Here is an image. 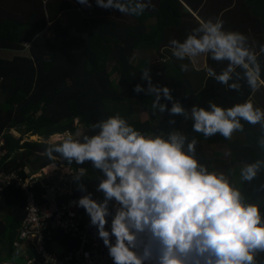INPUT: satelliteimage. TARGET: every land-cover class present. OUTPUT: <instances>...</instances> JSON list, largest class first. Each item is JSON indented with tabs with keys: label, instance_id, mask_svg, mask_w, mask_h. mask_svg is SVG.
Returning <instances> with one entry per match:
<instances>
[{
	"label": "clouds",
	"instance_id": "1",
	"mask_svg": "<svg viewBox=\"0 0 264 264\" xmlns=\"http://www.w3.org/2000/svg\"><path fill=\"white\" fill-rule=\"evenodd\" d=\"M79 3L91 7L88 0ZM96 5L130 16L154 7L151 0H96ZM169 44L177 60L206 56L226 61L221 72L206 67V74L229 89L239 91L241 80L252 92L264 87L257 53L248 38L224 30L222 20L201 21L183 41L173 38ZM259 51L264 53V45ZM151 60L156 65L166 61ZM180 69L187 72L189 65L182 63ZM141 79L147 87L137 84L134 91L154 97V113L167 111L170 117L191 120L193 131L206 138L219 134L231 140L233 133L244 131L241 121L259 124L261 135L256 143L264 149V110L251 101L227 108L209 101L207 109L193 105L189 110L173 99L167 86L152 83L148 68L141 72ZM162 97L172 101L170 108L161 102ZM168 123L175 125L176 120ZM91 128L94 133L82 137L57 134L45 154L51 160L59 154L68 164L90 162L101 173L96 190L103 193V200L88 193L78 199L77 206L89 215L114 264H257V253L264 252V215L228 176L199 162L195 137L189 139L178 130L169 131L166 137L146 135L119 115L99 120ZM261 169L264 159L243 163L241 181H253ZM83 172H75L74 178L79 181ZM79 189L85 191L84 185L79 184ZM109 202L116 206L110 231L105 228Z\"/></svg>",
	"mask_w": 264,
	"mask_h": 264
},
{
	"label": "trees",
	"instance_id": "2",
	"mask_svg": "<svg viewBox=\"0 0 264 264\" xmlns=\"http://www.w3.org/2000/svg\"><path fill=\"white\" fill-rule=\"evenodd\" d=\"M20 1L23 2L21 18L0 13V50L26 52L24 56L0 59V138L4 152L0 169L3 171L14 170L21 177H27L23 173L25 168L37 173L54 163L68 166L74 173L83 169L82 178L79 181L74 178V195L80 198L91 193L92 196L101 176L99 170L90 162L68 164L59 154L56 160H51L45 154L51 143L45 141L66 132L74 136L78 129L76 120L85 128L79 137L91 135L95 131L91 128L93 123L114 115L146 135L166 137L169 131L178 130L189 139L195 137V155L210 171L219 169L227 175L237 164L264 159V149L256 143L261 135L258 124L241 121L244 124L242 142L226 140L219 134L206 138L193 131L191 120L170 117L167 111L154 113L151 108L154 97L134 91L137 84L147 87L141 72L148 68L152 83L167 86L173 99L186 109L190 110L193 105L208 108L206 95H197L198 87L178 93L177 87L168 83L171 80L164 77L166 73L171 77L166 69L168 64L162 65L166 61L157 65L154 60L134 62V52L138 49L161 55L162 35L179 25L184 15L180 0H151L154 7L142 15L124 14L123 18L106 15L119 10L98 7L96 0H88L91 7L79 0ZM2 5L7 7L0 2V9ZM71 12L75 15L71 16ZM69 18L71 22L66 23ZM259 49L254 51L257 53ZM171 70L172 77L179 75L182 80H191L192 74L170 65ZM161 102L171 107L172 101L162 97ZM143 111L147 112L144 121L140 119ZM133 114L137 115L136 119L132 118ZM169 119H175L176 124H169ZM10 129L18 137L10 135ZM24 135L37 136L43 141H22ZM222 144L230 150L231 161L225 163L215 156L210 160L205 150ZM79 184L84 185L85 191L79 189ZM238 188L246 199L259 205L264 215V169L253 181L243 182ZM36 190L41 191L39 185ZM23 216L24 195L10 185L0 193V248L5 246L4 254L0 253V264H34L28 263L34 251L27 250L21 255L18 252L21 246L12 243ZM75 245L74 238L57 230L48 248L62 256ZM255 259L257 264H264V252L257 253Z\"/></svg>",
	"mask_w": 264,
	"mask_h": 264
},
{
	"label": "built area",
	"instance_id": "3",
	"mask_svg": "<svg viewBox=\"0 0 264 264\" xmlns=\"http://www.w3.org/2000/svg\"><path fill=\"white\" fill-rule=\"evenodd\" d=\"M2 145L3 140L0 138V158L4 154ZM23 173L27 177H21L14 170L8 172L0 169V193L13 185L24 195V216L13 245L34 251L32 261L35 264H114L107 247L98 236L96 226L90 223L89 215L77 206L79 198L73 191L74 172L71 171L66 179H61L59 175L56 181L45 177L46 174H32L28 168ZM37 185L41 191L36 190ZM96 188L92 198L96 200L99 197L101 201L103 193ZM115 207L114 202H109L110 215L106 217L108 222L105 225L109 231ZM57 230L68 234L76 242L62 256L48 248L52 234ZM110 239L114 242V237L110 236Z\"/></svg>",
	"mask_w": 264,
	"mask_h": 264
},
{
	"label": "crops",
	"instance_id": "4",
	"mask_svg": "<svg viewBox=\"0 0 264 264\" xmlns=\"http://www.w3.org/2000/svg\"><path fill=\"white\" fill-rule=\"evenodd\" d=\"M180 2L182 12H184L181 23L168 29L162 35L160 42L161 55L156 56V58L166 59V62L162 65L165 67L164 65L168 64L166 69L171 77H167V73L164 75V77L171 80L168 83L173 87H177L178 93L186 91L188 88L198 87L197 95L201 97L206 95L207 106L210 101L208 96H210L213 103L225 108L239 102L251 101L255 107L264 110V87L252 92L246 82L241 80L239 91L229 89L226 85L208 77L206 74V67H212L217 73L221 72L227 65L226 61L217 62L206 56L198 57L192 61L187 59L177 60L172 56L169 44L173 38L183 41L201 21L212 19L213 21L222 20L224 30L243 33L248 38L249 45L256 50L264 45V0H180ZM140 52L145 53L149 50L138 49L134 52V55ZM257 58L261 67V79H264V53L258 51ZM182 63L189 65V70L185 73L192 74L190 75V81L182 80L179 75L172 77L173 71L170 72V65L180 68ZM26 250L20 249L18 252L22 255Z\"/></svg>",
	"mask_w": 264,
	"mask_h": 264
},
{
	"label": "rangeland",
	"instance_id": "5",
	"mask_svg": "<svg viewBox=\"0 0 264 264\" xmlns=\"http://www.w3.org/2000/svg\"><path fill=\"white\" fill-rule=\"evenodd\" d=\"M1 2L7 4V7L2 5L3 7L0 10H2L3 12H0V13L6 12L5 16L7 14H9V15H12L14 17H19V18L22 17V12H20V11L23 9V2H21L20 0H4V1H1ZM8 10L10 12H8ZM73 15H75V12H71V16H73ZM106 15H109V16H112V17H115V18H123L124 17V14H122L120 12H118V13H116V12H106ZM65 22L66 23H70L71 22V18H69V20L65 21ZM25 53L26 52H24V51H21L19 53H15V52L8 51V50H0V59H10L14 55L24 56ZM134 57H136V59H134V62L142 63L145 60H151V59L155 58L156 55H155V53H152V52H145V53H141L140 52V53H136V55H134ZM114 79H115V75H114ZM114 105L119 106L120 104L119 105L118 104H114ZM146 114H147V112H145V111L142 112V115L140 116V119L142 121H144L145 118H147ZM132 118L136 119L137 115L133 114ZM76 123L77 122L75 121V124ZM83 131H85V128H83L82 126L78 127V130H77V132H76V134L74 136H79ZM8 133H10V135H12L14 137H18L17 136L18 135L17 132L13 131L12 129H10V131ZM56 136H58V135H54L51 138H48L45 142L52 143ZM237 139L239 141L242 140L241 132L233 133V136H232L231 140H237ZM25 140L43 141L42 138H38L37 136H27V135H24L22 137V141H25ZM205 151H206V154L209 156V159L211 157L215 156V157L220 158V161H224L225 163H228L229 161H231V158H229L230 150L224 144H222L220 146H217V147H209ZM241 167H242V165H239V164L235 165L233 167V169H231V173L226 175V176H228L229 180L233 183V185L236 186V187L240 186L243 183L241 181L240 175H239V170H240ZM71 171L72 170H70L68 167L61 166V168L59 170L54 171L53 173H48V174H46L45 177L51 178L50 180L56 181V178L59 175H61L60 176L61 179H66L68 177V175L71 173ZM215 171H219V169H215ZM39 173L41 175L45 174L43 171L42 172H38L37 174H39ZM96 200L99 201V197H97ZM3 252H5V246L0 248V253L4 254Z\"/></svg>",
	"mask_w": 264,
	"mask_h": 264
},
{
	"label": "bare ground",
	"instance_id": "6",
	"mask_svg": "<svg viewBox=\"0 0 264 264\" xmlns=\"http://www.w3.org/2000/svg\"><path fill=\"white\" fill-rule=\"evenodd\" d=\"M60 168H61V166H60ZM60 168H59V166H58L57 164H53V165L46 166L45 168H43V171H44V169H45L44 173H45V174H48V173H52V172H54V171H57V170H59ZM46 172H47V173H46Z\"/></svg>",
	"mask_w": 264,
	"mask_h": 264
}]
</instances>
